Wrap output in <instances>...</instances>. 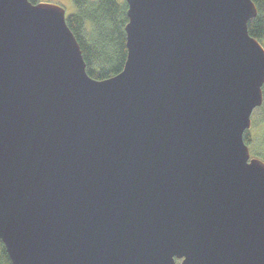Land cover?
Returning a JSON list of instances; mask_svg holds the SVG:
<instances>
[{"label":"water","instance_id":"water-1","mask_svg":"<svg viewBox=\"0 0 264 264\" xmlns=\"http://www.w3.org/2000/svg\"><path fill=\"white\" fill-rule=\"evenodd\" d=\"M124 69L66 9L0 0V240L13 264H264L254 0H126Z\"/></svg>","mask_w":264,"mask_h":264},{"label":"trees","instance_id":"trees-1","mask_svg":"<svg viewBox=\"0 0 264 264\" xmlns=\"http://www.w3.org/2000/svg\"><path fill=\"white\" fill-rule=\"evenodd\" d=\"M31 1L38 2V0ZM254 2L258 14L249 21L248 30L252 37L262 42L264 0H254ZM74 5L76 11L66 15L67 23L80 43L89 75L94 79H106L117 75L124 69L127 60L126 24L129 20L127 14L129 4L126 0H74ZM254 113L258 115L259 121L264 120V99ZM244 137L248 145L252 143L249 130L245 132ZM261 158L264 160V153ZM0 264H13L1 240Z\"/></svg>","mask_w":264,"mask_h":264},{"label":"rangeland","instance_id":"rangeland-1","mask_svg":"<svg viewBox=\"0 0 264 264\" xmlns=\"http://www.w3.org/2000/svg\"><path fill=\"white\" fill-rule=\"evenodd\" d=\"M46 3H55L57 5H61L65 7L66 9V15H70L71 13L76 11V6L74 5V0H38ZM262 43L264 45V38L261 39ZM252 127L249 130V135L252 138L251 142L249 144V147H251V155L257 158H261L264 153V147H263V139H264V120H260L258 118V115L255 113L252 117Z\"/></svg>","mask_w":264,"mask_h":264}]
</instances>
